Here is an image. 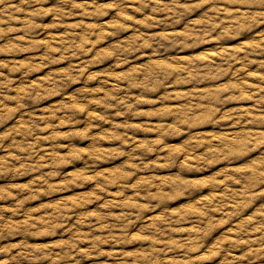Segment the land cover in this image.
<instances>
[{
    "label": "rangeland",
    "instance_id": "obj_1",
    "mask_svg": "<svg viewBox=\"0 0 264 264\" xmlns=\"http://www.w3.org/2000/svg\"><path fill=\"white\" fill-rule=\"evenodd\" d=\"M0 264H264V0H0Z\"/></svg>",
    "mask_w": 264,
    "mask_h": 264
}]
</instances>
